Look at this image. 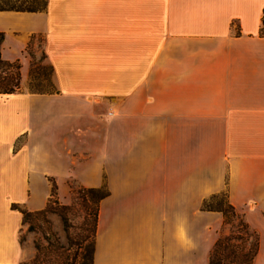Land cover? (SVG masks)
I'll return each mask as SVG.
<instances>
[{"label":"crops","instance_id":"obj_1","mask_svg":"<svg viewBox=\"0 0 264 264\" xmlns=\"http://www.w3.org/2000/svg\"><path fill=\"white\" fill-rule=\"evenodd\" d=\"M264 0H46L0 9L1 53L41 35L53 92H0V263L35 253L11 203L104 186L93 264H210L225 193L264 264Z\"/></svg>","mask_w":264,"mask_h":264},{"label":"rangeland","instance_id":"obj_2","mask_svg":"<svg viewBox=\"0 0 264 264\" xmlns=\"http://www.w3.org/2000/svg\"><path fill=\"white\" fill-rule=\"evenodd\" d=\"M15 3L27 5L29 0H16ZM38 3H42V0H38ZM28 50L30 52L23 51L27 60V71L23 80L21 74L20 90L55 91L52 68L47 57L43 56L41 35L33 37ZM68 185L71 188L62 194L56 188V195L51 198L50 204L57 211L33 212L29 220L23 222L24 226L19 237L24 241L27 233L30 232L34 236L35 253L32 257L15 264H81L83 262L93 264L95 213L103 190L88 189L73 182H69ZM226 200L227 197L222 192L217 193L209 202L213 206H225ZM59 212L65 215V223ZM228 220L221 232L225 245H222L214 259L220 257L219 264H243L250 260L254 246L255 237L251 232L252 227L244 228L240 222L241 216L229 214Z\"/></svg>","mask_w":264,"mask_h":264},{"label":"trees","instance_id":"obj_3","mask_svg":"<svg viewBox=\"0 0 264 264\" xmlns=\"http://www.w3.org/2000/svg\"><path fill=\"white\" fill-rule=\"evenodd\" d=\"M16 0H0V9H20V10H42L45 5H46V0H42V3H38V0H29V4L27 5H23L22 3L20 4H16L15 3ZM259 33L260 35H264V9H263V15H262V20H261V25H260V29H259ZM34 37V36H33ZM33 37L30 39V41L26 44V46L24 47L23 51H28V47L30 46ZM5 39V35L4 32L0 31V92L1 93H11V92H16V91H20V85H21V63L20 60L18 58L10 60V59H6L3 57L2 53H1V43L4 41ZM43 56L46 57V53L43 51ZM50 64V63H49ZM51 68L52 65L50 64ZM53 71V68H52ZM32 92H45V91H41V90H30ZM56 183L52 180V187H51V193L50 196L48 198L47 204L43 209H39V210H28L24 207H22L21 205H19L18 203H11V207L12 208H17L20 210V212L22 213L23 216V222L28 221L30 215L33 212H45L47 210H51V211H57L55 209V207H52L50 202L52 201L51 198L55 197L56 195ZM88 189H94V190H103V192L100 194L98 202L99 200L106 195L107 190L104 186L101 187H90ZM217 194H212L210 196V198H207L203 201L202 203V207L207 208V209H218L221 210L223 215H224V221L227 223L229 222L228 220V216L229 214L231 215H237V216H241L242 217V221H240L244 228H251L250 225L248 224V222L245 219L244 216V212H238L236 210V208L234 207L233 204H231L227 198L226 200V205L222 206V205H217V206H213L212 204H210L209 200L212 199L213 197H216ZM226 195V194H225ZM54 201V200H53ZM60 215L62 216L64 223L66 222V218L65 215L62 212H59ZM97 215H98V206H97V211L95 213V226H94V232H93V236H95V231H96V224H97ZM31 227V226H30ZM31 229V228H30ZM251 232L255 237L254 240V246L252 248V254L250 256V260L249 261H245L243 262V264H252L253 259L257 253V249H258V234L257 232L251 228ZM22 241V240H21ZM222 245H225V243L223 242V237L222 234H220V236L218 237V239L216 240V243L212 249L211 255H210V264H219L220 263V257L218 259H214L215 255L217 254V252H219V250H221ZM36 247L39 249V245L36 243ZM93 248H94V238H93ZM92 248V250H93ZM93 253V252H92ZM93 257V254H92ZM252 260V262H251ZM3 264V263H0ZM81 264H86V262H83ZM88 264V263H87ZM238 264H242V263H238Z\"/></svg>","mask_w":264,"mask_h":264}]
</instances>
